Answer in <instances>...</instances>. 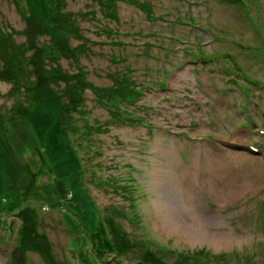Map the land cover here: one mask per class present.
<instances>
[{
  "label": "rangeland",
  "instance_id": "rangeland-1",
  "mask_svg": "<svg viewBox=\"0 0 264 264\" xmlns=\"http://www.w3.org/2000/svg\"><path fill=\"white\" fill-rule=\"evenodd\" d=\"M0 28V264L264 261V0H0ZM182 172L217 247L157 228Z\"/></svg>",
  "mask_w": 264,
  "mask_h": 264
},
{
  "label": "bare ground",
  "instance_id": "bare-ground-1",
  "mask_svg": "<svg viewBox=\"0 0 264 264\" xmlns=\"http://www.w3.org/2000/svg\"><path fill=\"white\" fill-rule=\"evenodd\" d=\"M223 160V158H220L217 155L209 157L207 153V158H205V166L208 171H211L209 165L210 161H212L214 164H219ZM181 174V179L185 180L188 183V186L186 187V193L190 199H188L189 201L185 208L187 210V215L184 219L185 221L182 224H178L173 223L169 220H160L157 223L159 225L157 228L167 234H175L187 241L206 242L217 247L221 242H223L225 236L223 234H210L205 232L206 227L215 225V222L201 210L197 202H194V198L192 197L194 196L192 186H194V183L196 182V180L194 179L196 178V176H193L190 180H188V175H186L185 172H182ZM175 178L178 179V175H176Z\"/></svg>",
  "mask_w": 264,
  "mask_h": 264
},
{
  "label": "trees",
  "instance_id": "trees-1",
  "mask_svg": "<svg viewBox=\"0 0 264 264\" xmlns=\"http://www.w3.org/2000/svg\"><path fill=\"white\" fill-rule=\"evenodd\" d=\"M45 5H46V3H45ZM5 36L6 35H1L0 36V52H3V53H0V58L7 56V57H9L8 59H10L13 56V54H14V52H12V46H13V50H16L18 48V44L11 45L10 42L8 41L7 37H5ZM5 46H7V48H5ZM3 54H6V55H3ZM53 56L55 57V55H53ZM51 69H52V71L57 70L56 66L52 67ZM123 84H124L123 85L124 86L123 93H121L119 96L120 97L124 96V100H125V98H128L127 95H126L127 93L129 94V93H132V91H133V92H135V95L138 94V90L134 91L135 87H131V86L127 85L125 83V81H124ZM130 90H132V91H130ZM45 96L48 97L49 95H45ZM53 98H54V96H53ZM151 252L152 251H149L150 254H151ZM171 252L175 253L174 251H171ZM204 253H205V251H203V250H196L195 253L194 252L191 253V255H190L191 260H189V257H186L187 258L186 262L188 264H192L191 263L192 260H194V259L198 260L200 258V256H202L203 258L206 257V255ZM93 254L96 255L97 257H100V255H99L97 250L93 251ZM194 254H197V255L194 256ZM116 255H117L116 252L111 250V254L109 255V259L108 260H110V258H114L116 261H118V259H116L117 258ZM148 256L149 255H146L143 260L139 261V264H177V263H174V262H166V261L165 262L164 261L161 262V259H159L158 257L154 258L153 256H150L148 258ZM161 257H162V259H164L165 258V254L162 255ZM175 258H177L176 255H175ZM62 262H63V260H61L59 263L52 262V264H63ZM193 263H194V261H193ZM110 264H117V263L115 262V263H110ZM252 264H264V261L261 262V263L253 262Z\"/></svg>",
  "mask_w": 264,
  "mask_h": 264
}]
</instances>
